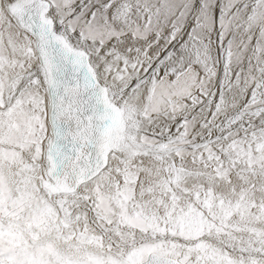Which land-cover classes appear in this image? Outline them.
I'll use <instances>...</instances> for the list:
<instances>
[{"label": "snow or ice", "instance_id": "6c2138e0", "mask_svg": "<svg viewBox=\"0 0 264 264\" xmlns=\"http://www.w3.org/2000/svg\"><path fill=\"white\" fill-rule=\"evenodd\" d=\"M0 264H264V0H0Z\"/></svg>", "mask_w": 264, "mask_h": 264}]
</instances>
